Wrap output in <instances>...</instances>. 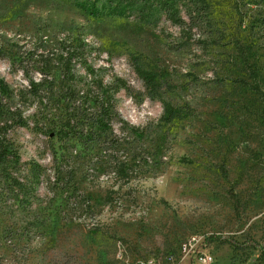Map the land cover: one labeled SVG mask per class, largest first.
<instances>
[{
  "label": "rangeland",
  "instance_id": "obj_1",
  "mask_svg": "<svg viewBox=\"0 0 264 264\" xmlns=\"http://www.w3.org/2000/svg\"><path fill=\"white\" fill-rule=\"evenodd\" d=\"M181 4L183 26L125 0H0V79L20 94L51 72L9 134L19 160H0V264H264L250 245L264 247V0ZM69 37L87 44L83 104L50 60ZM118 79V116L98 129L91 99ZM164 102L191 114L167 122ZM66 118L74 136L57 133Z\"/></svg>",
  "mask_w": 264,
  "mask_h": 264
},
{
  "label": "trees",
  "instance_id": "obj_2",
  "mask_svg": "<svg viewBox=\"0 0 264 264\" xmlns=\"http://www.w3.org/2000/svg\"><path fill=\"white\" fill-rule=\"evenodd\" d=\"M183 0H125L126 10L136 18L140 20H148L152 11L155 8H160L164 13L167 20L171 23L179 26L185 24L184 18L180 15V6ZM198 12V9L190 8L186 10V15L190 19H194V13ZM87 44L83 42L79 37H74L70 39H63L58 41L57 45L51 47L49 54L51 55V61H57L63 72V82L68 81L72 83L70 86L71 94L70 100L73 102H79L80 98L83 97L91 87L79 88L77 84V74L75 70V64L84 51H86ZM50 61L44 63L41 68V73L43 78L41 81L36 83L34 80L30 81V88L23 90L20 94H15V91L10 87V85L4 80L0 79V160H8L10 158H15L19 160L18 152L13 148V144L9 138V134L16 127L25 128L28 127L30 116L26 114V103L29 101L30 97L41 98L40 88L43 86V82L50 72ZM134 70L140 80L143 82L145 88L151 93L157 95V89L159 88V82L156 80V75L154 72L145 69L143 66L134 63ZM99 90L104 88L102 82H98L96 86ZM126 81L118 79L116 84L110 87L113 92L109 90L103 91L102 95L98 98L91 99L95 105L99 108V113L94 117H86L94 123L98 129L106 130L111 126V122L114 119L113 115H117L115 112L113 96L121 88H128ZM82 93V94H81ZM18 98V99H17ZM17 99V100H16ZM43 99V97H42ZM22 101V103H20ZM89 100H87V103ZM86 103V102H84ZM80 104V106H82ZM163 116L162 119L169 122L174 118H186L190 116V111L184 110L180 107H174L168 102H164L163 105ZM44 107L38 108L37 112L33 114V119L35 120V125L39 127L45 116ZM74 126L71 124V118H66L65 120H60L57 133L69 137L74 136ZM73 133V134H72ZM35 170L40 169L39 164H34ZM207 241H221L227 242V238L213 234L209 236ZM250 245L254 247H259L261 252L264 254V247L260 246L254 240H250Z\"/></svg>",
  "mask_w": 264,
  "mask_h": 264
}]
</instances>
